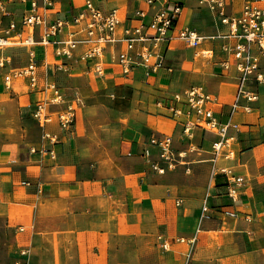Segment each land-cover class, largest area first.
I'll return each mask as SVG.
<instances>
[{"label": "crops", "instance_id": "crops-1", "mask_svg": "<svg viewBox=\"0 0 264 264\" xmlns=\"http://www.w3.org/2000/svg\"><path fill=\"white\" fill-rule=\"evenodd\" d=\"M2 1L0 21L7 25L21 23L34 0ZM37 1L48 21H66L65 32L75 29V17L85 8L84 0H55L48 9L44 0ZM95 1L105 11L120 9L133 23L139 21L137 10H145L149 22L161 6L147 0ZM183 1L172 34L187 24L210 35L228 31L200 0ZM241 7L242 0H229L227 12L238 14ZM199 16L201 23L195 24ZM44 28L36 27L40 82L57 83L63 94L62 101L48 104L52 121L33 115L35 95L44 91L14 88L28 79L6 84L15 69L30 63V48L0 50V60L8 58L0 64V229L9 236L0 264H264V84L252 80L258 100L242 98L234 110L240 80L234 64L222 65L226 59L235 62L222 49L227 40L209 39L198 47L167 42L165 65L150 77L141 66L130 74L121 71L119 43L105 51L106 74L99 75L76 56H59L55 43L42 44ZM211 49L212 55L204 53ZM80 52L81 47L75 53ZM62 61L68 69L58 66ZM195 84L216 98L214 109L230 122L229 143L220 154L213 148L218 133L196 127L189 138L188 116L158 106V100ZM70 104L77 105L76 120L64 128L57 113ZM153 135L172 137L173 166L151 143Z\"/></svg>", "mask_w": 264, "mask_h": 264}, {"label": "built area", "instance_id": "built-area-1", "mask_svg": "<svg viewBox=\"0 0 264 264\" xmlns=\"http://www.w3.org/2000/svg\"><path fill=\"white\" fill-rule=\"evenodd\" d=\"M148 3H159L160 8L152 15L149 22L144 21L147 12L143 9L136 11L137 23L129 21L126 13L118 8L108 11L100 8L95 0H84V10L75 17V29L65 32L66 21L57 18L48 21V17L43 10L39 9L37 0L32 2V9L24 16L21 23L12 20L7 25L0 21V50L15 45H22L30 48V63L13 71L6 79L8 87L12 85L13 78L28 79L33 88L38 87L44 91L45 96L37 99L33 105V115L49 122L54 119V115L48 108L49 103L63 100L61 89L55 82H45L41 84L38 73L35 47L38 44L36 38V27L45 26L42 44L55 43V52L59 56L72 59L77 57L78 62L84 65L85 69L99 75L106 74V63L104 62L105 51L109 47L123 44V49L116 53V62L121 71L130 74L135 67L141 66L145 69L147 77L152 76L164 67L166 57L163 44L171 43L174 39L184 41L191 47H198L206 38L203 32L190 24L177 29L176 34L171 32L176 28L179 16L184 8L183 0H147ZM55 0H44L45 8H51ZM200 3L213 11L217 18L229 25L226 32H221L210 36L212 40L223 38L227 40L222 44V49L230 52L235 62L229 59L223 61L225 69H230L234 64L239 71V90L234 110L240 105V100L246 98L248 101H256L259 94L251 87V81L256 80L258 84H264V71L262 70V60L264 59V0H242V7L238 14L230 15L227 12L229 0H200ZM0 9H5V4L0 0ZM18 31V29H20ZM235 38L232 42L230 39ZM81 47V52L76 55V50ZM213 49L206 53L213 54ZM8 61L7 57L0 60L4 65ZM61 69H68V62L58 63ZM41 85V87H39ZM49 90V94H46ZM216 98L209 93L203 85L195 84L183 91H177L167 100H158V106H162L172 112L173 115L188 117L184 121V131L189 138L194 137V129L201 127L204 130L213 131L221 136V139L213 142V148L220 154L229 143L227 132L230 122H223L214 109L213 103ZM187 106V109H185ZM1 108V106H0ZM247 109L250 105L246 106ZM77 115V105L70 104L66 109L57 113V118L64 128L71 127ZM47 132V136H54ZM151 143L160 147V156L166 160L169 167L174 165L176 159L173 150V140L170 136L151 137ZM182 155V154H181ZM154 168L160 172L165 171V167L159 163L154 164ZM227 171V170H226ZM230 181L236 179L230 177ZM210 209L208 204L203 206L204 212ZM237 215L236 212H229ZM184 241V239H181ZM164 245L168 247L169 243ZM22 253L26 254L24 249ZM19 264V262H17Z\"/></svg>", "mask_w": 264, "mask_h": 264}, {"label": "rangeland", "instance_id": "rangeland-1", "mask_svg": "<svg viewBox=\"0 0 264 264\" xmlns=\"http://www.w3.org/2000/svg\"><path fill=\"white\" fill-rule=\"evenodd\" d=\"M205 12H206V10H204ZM204 11H202V12H204ZM201 12V14H202V16H203V13ZM202 20V18H200V16L197 18V19H195L194 21V23L196 24V23H199L200 21ZM201 23V22H200ZM210 22L208 21V24H209ZM199 25V24H198ZM199 26H201L202 28H204L205 29V26H204V24H201V25H199ZM204 34L208 37V38H206V40L205 41H207V40H209V39H212L210 36H212V35H210V33L209 32H207L206 30H205V32H204ZM204 50V49H203ZM203 50L201 49V50H199L200 51V53L197 55V57H198V61L199 60H201L204 56H203ZM207 52V51H206ZM207 54V53H206ZM209 54V53H208ZM207 54V55H208ZM197 70L198 71H201V69H200V66H198V68H197ZM18 83L17 84H15V86H14V88H16V90H18L19 92H29L33 87L31 86V84L29 83V82H21V81H17ZM16 85H18V86H16ZM39 87H41V85L39 86ZM18 88V89H17ZM45 96V94L44 93H38V94H36L35 95V98H36V100L37 99H40V98H43ZM55 119H56V117H55ZM234 157L235 155L233 154V155H229L228 157ZM7 238H9V236L7 235V233L5 232V230H2V229H0V260H2V259H5V254H6V252H7V247H8V244H7V242L9 243V239H7Z\"/></svg>", "mask_w": 264, "mask_h": 264}, {"label": "bare ground", "instance_id": "bare-ground-1", "mask_svg": "<svg viewBox=\"0 0 264 264\" xmlns=\"http://www.w3.org/2000/svg\"><path fill=\"white\" fill-rule=\"evenodd\" d=\"M205 54H206V52H204ZM16 83H18V82H16ZM15 84V83H14ZM19 84V83H18ZM16 86H18V85H16ZM18 89V88H17ZM236 143V142H235Z\"/></svg>", "mask_w": 264, "mask_h": 264}]
</instances>
